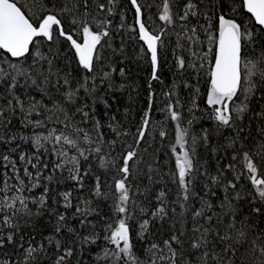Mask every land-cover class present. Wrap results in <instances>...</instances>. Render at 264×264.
<instances>
[{"label":"snow or ice","instance_id":"6c2138e0","mask_svg":"<svg viewBox=\"0 0 264 264\" xmlns=\"http://www.w3.org/2000/svg\"><path fill=\"white\" fill-rule=\"evenodd\" d=\"M0 264H264V0H0Z\"/></svg>","mask_w":264,"mask_h":264}]
</instances>
